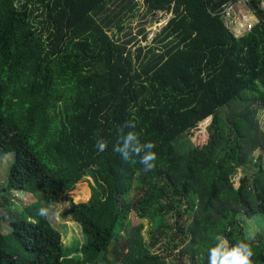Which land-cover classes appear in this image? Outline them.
Instances as JSON below:
<instances>
[{"label":"trees","instance_id":"16d2710c","mask_svg":"<svg viewBox=\"0 0 264 264\" xmlns=\"http://www.w3.org/2000/svg\"><path fill=\"white\" fill-rule=\"evenodd\" d=\"M139 1L0 0L2 187L40 197L0 215V264H208L217 235L235 244L241 218H264V157L249 161L264 153V10L248 2L260 21L237 39L214 8L238 0H142L135 32ZM158 12L172 16L143 46ZM121 132L155 143L153 169L113 150ZM60 201L85 236L74 257L38 214ZM245 242L264 264V233Z\"/></svg>","mask_w":264,"mask_h":264},{"label":"rangeland","instance_id":"374dc122","mask_svg":"<svg viewBox=\"0 0 264 264\" xmlns=\"http://www.w3.org/2000/svg\"><path fill=\"white\" fill-rule=\"evenodd\" d=\"M258 3H260V1H258ZM233 12L237 15L238 11H240L243 15L242 17L248 16V15H252L254 16L253 11L244 3L241 4H237L236 6L232 7ZM235 15V16H236ZM256 16V15H255ZM240 17V16H239ZM257 17V16H256ZM143 21L141 20L140 16L137 20H135L133 23H130L129 27L130 29H134L135 32L138 31V26L139 23L142 26L143 25ZM149 23H146V27H148ZM153 27V23L152 25H150L148 27L149 29V34L152 33L151 28ZM233 31L235 30V28L232 29ZM232 31V33H233ZM150 41L145 42V44H143V46L149 44ZM262 130H264V126L260 127ZM200 137V136H199ZM198 138V136H195L194 141ZM204 140V139H201ZM197 142H199V140H196ZM186 143V141H185ZM250 156V157H249ZM249 161L253 162V160L255 159L254 155L251 154L249 155ZM14 153H8L6 154L3 158L0 159V215H4V213H6L7 215H5L6 217H10V212H13V214H20L23 215L25 214V209L33 206L34 204L37 203V201H40V197L38 195H33V194H28V193H24V192H18V191H12V193L3 191V182L7 179L8 176V171L10 169V167L12 166L13 162H14ZM249 169L252 171L253 168L249 167ZM242 174V172L240 171V169L238 170L237 175H235L234 177V182L235 185L238 186V178L239 176ZM6 183V181H5ZM84 196L83 195H78L75 197V201L77 203V201H81L83 200ZM10 203V204H8ZM45 206V205H44ZM45 208V207H44ZM70 208V204L69 203H63V201H60L59 204L52 206L50 209H48V214L46 215V217L50 220V222L53 224V226L59 230V232L62 235V240L64 243V246L66 248V251L70 254V257H74V252H76V249H80V247L83 245V243L85 242V236L82 232V228L79 224H77L72 218H66L64 217V214L69 210ZM135 217H130V221L128 223V231H131V229H133L134 225H137V221L134 219ZM10 219V218H9ZM167 219H170V221H172L174 218V216H167ZM244 220L245 222V227L247 230H249V233L251 235V239H253L256 235H258L259 233H264V218L263 217H256L254 219H247V218H241ZM134 221V223H133ZM258 222V223H257ZM144 229H143V235L144 238L147 242H152V238L150 236V232L151 229L153 227V225L148 221V220H144ZM10 222L9 221H4L2 224V232L4 234H8L11 230H10ZM258 225V227H257ZM259 231V232H258ZM160 249L157 248V251H159ZM169 260L171 258H168ZM111 260L99 257L98 258V264H109ZM120 264V263H119ZM174 264V262H173ZM176 264H192L191 261H189V263H183L181 261H176Z\"/></svg>","mask_w":264,"mask_h":264},{"label":"clouds","instance_id":"9594fccd","mask_svg":"<svg viewBox=\"0 0 264 264\" xmlns=\"http://www.w3.org/2000/svg\"><path fill=\"white\" fill-rule=\"evenodd\" d=\"M128 126L134 127L135 125L130 124ZM155 146V143L152 141L141 143L135 132H128L127 134L121 132L113 150L119 153L125 161L138 156L139 163L144 166L145 170H151L155 167L156 153L152 151ZM106 147L107 141L97 139L99 151H104ZM141 153L143 154L141 155ZM38 214L46 216L48 209L40 208ZM250 238L251 235L249 234L244 239L232 244L227 237L217 235L215 238L216 243L208 249V264H252V247L249 243L245 242Z\"/></svg>","mask_w":264,"mask_h":264},{"label":"built area","instance_id":"2783aa9c","mask_svg":"<svg viewBox=\"0 0 264 264\" xmlns=\"http://www.w3.org/2000/svg\"><path fill=\"white\" fill-rule=\"evenodd\" d=\"M250 1H252V0H238L236 3H230V4L229 3H226V4L222 3V4L218 5L217 7H215L214 11H215V14H220L224 19L230 20V19H233L236 15L233 12L232 7L236 6L237 4H241V3H244L249 7L248 2H250ZM258 1H260L259 8H262L264 10V0H258ZM253 13L255 14V12H253ZM171 16H172L171 13H164V12H158L157 13L158 18L156 17L157 19L154 20L153 27H151L152 33L149 34V36H148V39L150 42L167 25ZM257 19H258V23H259L260 20L258 17H257ZM256 25H257V23L246 22V25H245L246 31L251 32Z\"/></svg>","mask_w":264,"mask_h":264},{"label":"crops","instance_id":"0c3cea01","mask_svg":"<svg viewBox=\"0 0 264 264\" xmlns=\"http://www.w3.org/2000/svg\"><path fill=\"white\" fill-rule=\"evenodd\" d=\"M139 3H140V14L137 15L135 20H137L139 18V16L141 18V13L143 12L142 11L143 10L142 7H144V6L142 4V0L139 1ZM242 15L243 14L240 11H238L237 15L233 19H230V20H226V19H224L221 16L224 19L225 26L227 27L228 30H230L232 32L233 31L232 29L235 28V30L233 31V35L237 39L247 35L248 33H250V32L246 31V26H245L246 22L258 23V19L255 16V14H254V16L248 15V16H245V17H242ZM256 121L258 123L259 128L261 126H264V107L258 108L257 115H256ZM260 130L264 133V130H262L261 128H260ZM261 154L264 157V153H261V150H256L253 153L255 159H257ZM263 165H264V159H263Z\"/></svg>","mask_w":264,"mask_h":264}]
</instances>
